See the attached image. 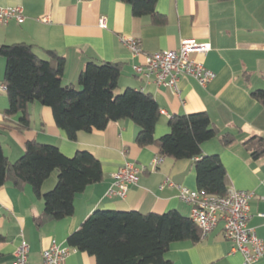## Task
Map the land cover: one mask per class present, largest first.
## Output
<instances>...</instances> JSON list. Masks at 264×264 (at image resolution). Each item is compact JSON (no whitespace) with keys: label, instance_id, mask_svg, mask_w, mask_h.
<instances>
[{"label":"crops","instance_id":"obj_1","mask_svg":"<svg viewBox=\"0 0 264 264\" xmlns=\"http://www.w3.org/2000/svg\"><path fill=\"white\" fill-rule=\"evenodd\" d=\"M0 7H21L23 22L15 19L0 24V46L27 43L37 55L49 59L46 50H54L66 60L61 78L63 85L80 89L79 77L87 63L116 62L123 65L117 94L127 88L152 94L160 107L157 139L170 132L169 121L175 116L206 112L220 135L203 144L204 155L218 154L226 168L230 186L253 191L249 226L264 241V158L254 159L244 142L264 137V106L252 93L264 89V0H158L157 11L167 17L165 25L151 18H138L121 0H0ZM101 17L107 25L100 26ZM122 38L140 41L145 53L177 50L183 39L211 43L205 55L195 54L217 76L201 86L190 76L178 82L180 95L170 88L147 83L137 76L133 66L144 56L135 57ZM6 59L0 57V86L5 85ZM7 92L0 90V145L11 162L22 157L26 144L37 141L57 146L67 157L79 151L95 155L103 166L101 182L90 185L75 197L73 216L35 223L45 209V201L30 184L17 187L8 181L0 188V264H12L17 247L24 239L30 246V264H44L43 252L52 241L69 247V236L96 210L138 211L143 214L178 210L191 217V206L180 198L178 189L164 186L166 178L198 190L193 160L164 157L155 170L159 156L157 145L140 147L136 143L140 127L132 120L111 122L104 130L79 132L70 140L56 122L51 108L40 103L28 106L30 128L19 131L20 115L7 117ZM165 111L166 114H163ZM235 136L225 147L221 137ZM146 166L137 185L125 199L108 198L113 175L125 163ZM58 179L55 171L45 182L43 193L52 190ZM233 244L223 236V223L198 243L171 244L166 258L172 264H244L241 253L232 252ZM65 264H97L95 257L75 250ZM255 264H264L263 257Z\"/></svg>","mask_w":264,"mask_h":264},{"label":"trees","instance_id":"obj_2","mask_svg":"<svg viewBox=\"0 0 264 264\" xmlns=\"http://www.w3.org/2000/svg\"><path fill=\"white\" fill-rule=\"evenodd\" d=\"M138 18L149 17L155 25H165L167 17L157 11L158 0H121ZM49 59L40 58L35 46L17 43L0 46L6 59L4 83L9 107L7 117L21 114L16 128H30L28 106L40 103L52 109L57 126L70 140L79 132L104 130L109 123L130 119L139 127L136 143L140 147L157 145L159 156L174 160H193L197 187L209 195H225L230 186L226 168L218 154L204 155L203 144L220 135L206 112L175 116L170 132L157 139L161 114L152 94L127 88L117 94L123 65L116 62H89L80 74L79 86L63 85L66 60L54 50H46ZM252 96L264 106V89ZM235 142L225 134L221 144ZM254 159L264 158V137L244 142ZM57 171L56 186L43 193L45 182ZM101 161L88 151L65 156L57 146L37 141L26 144L20 159L11 162L0 145V188L8 181L17 187L30 184L45 201L43 213L35 219L38 227L49 221L74 215L75 197L88 186L101 182ZM201 241V230L190 217L178 210L143 214L138 211L96 210L68 238L70 247L95 257L97 264H172L166 258L175 242Z\"/></svg>","mask_w":264,"mask_h":264},{"label":"built area","instance_id":"obj_3","mask_svg":"<svg viewBox=\"0 0 264 264\" xmlns=\"http://www.w3.org/2000/svg\"><path fill=\"white\" fill-rule=\"evenodd\" d=\"M15 19L21 23L24 20L21 7H0V24H7ZM100 26L105 28L107 20L101 17ZM123 44L135 57L144 56L142 64L133 66L137 76L147 83H154L158 87L170 88L180 95L178 82L181 77L190 76L205 87L209 85L217 74L208 69L202 62L195 59V54L205 55L212 50L211 43H200L194 39H183L177 50H163L156 53H145L140 41L134 38H122ZM0 90L7 92V86L1 85ZM166 114L165 111H162ZM163 156H157L153 162V169H157L163 162ZM147 171L146 166L127 162L113 175V184L108 189V198L125 199L130 188L137 185L141 173ZM164 186L178 189L180 198L191 206V220L201 230V239H206L218 226L223 223V236L233 244L232 252L241 253L244 264H255L264 255V241L257 235L256 230L249 226L251 220V200L253 191L238 190L230 187L223 196L209 195L199 190H191L174 183L166 178ZM76 249L63 247L52 241L43 252L44 264H65V261ZM30 246L24 239L16 249L12 264H30Z\"/></svg>","mask_w":264,"mask_h":264},{"label":"rangeland","instance_id":"obj_4","mask_svg":"<svg viewBox=\"0 0 264 264\" xmlns=\"http://www.w3.org/2000/svg\"><path fill=\"white\" fill-rule=\"evenodd\" d=\"M123 93V92H122Z\"/></svg>","mask_w":264,"mask_h":264}]
</instances>
